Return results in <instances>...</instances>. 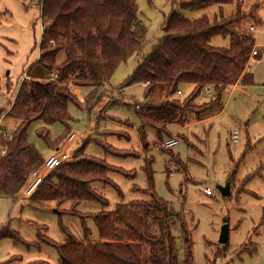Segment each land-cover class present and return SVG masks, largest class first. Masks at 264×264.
<instances>
[{"label": "trees", "instance_id": "16d2710c", "mask_svg": "<svg viewBox=\"0 0 264 264\" xmlns=\"http://www.w3.org/2000/svg\"><path fill=\"white\" fill-rule=\"evenodd\" d=\"M40 3L44 28L35 67H40L45 77L31 76L29 70L31 80L21 82L14 104L5 115L16 120L17 126L9 137L0 138V147L6 150L5 155H0V196H18L32 173L46 160L29 142L30 127L42 122L44 126L38 129L37 136L56 151L72 133L71 106L92 112L102 99L113 98L114 92L125 98L128 88L146 84L144 99L135 103V109L140 122L138 136L143 148L148 149V129L156 132L159 142L172 138V126L186 128L192 124L191 118L201 122L220 114L225 108V97L234 87L254 84L248 69L257 48L253 29L262 25L259 4L244 10L241 0H180L177 4L182 10L214 5L235 8L229 18L213 22L206 16L189 20L173 9L165 18L163 37L143 56L148 28L139 21L137 0H41ZM173 4L176 5V0ZM217 36L229 38V47L212 46L211 41ZM61 54L65 56L62 63ZM136 54L141 55V61L135 71L120 88H111L117 68ZM52 73L58 76L55 82L50 81ZM186 85L192 91L181 100L178 93ZM72 87L92 91L81 101ZM206 92L213 93L211 100L198 104L197 100ZM117 104L116 99L104 109ZM56 123L63 124L67 132L53 139L48 126ZM98 143L106 153L116 157L141 156L102 141ZM87 144L88 141L74 150L70 160L57 168L29 198L33 206L54 204L60 215L80 218L86 240H78L61 224L68 237L65 242H56L43 234L39 235V242L56 250L59 264H193L192 246L183 225L187 245L184 261L178 256L171 232L178 214L165 201L153 196L151 201L119 204L113 211L108 210V200L93 185L112 186L122 196L108 174L116 172L130 178L135 172L88 156ZM152 161L146 159L145 167L150 192L154 188ZM67 203L70 208L63 209ZM83 203L99 204L102 210L81 213L78 208ZM87 219L94 221L98 240H88L91 231ZM153 228L157 234L151 233ZM5 239L27 243L10 226L0 229V241ZM146 246L148 256L144 255Z\"/></svg>", "mask_w": 264, "mask_h": 264}, {"label": "rangeland", "instance_id": "374dc122", "mask_svg": "<svg viewBox=\"0 0 264 264\" xmlns=\"http://www.w3.org/2000/svg\"><path fill=\"white\" fill-rule=\"evenodd\" d=\"M173 1L137 0L139 21L148 28L143 56H147L163 37L165 18L173 9L189 20L206 16L213 22L229 18L235 8L234 5L221 8L214 5L199 10H182L177 4L180 0H176V5ZM241 1L244 10L254 4L260 6L262 25L253 33L259 56L252 57L248 69L254 77V84L229 93L222 114L201 122L191 118L192 124L183 133L178 132L182 129L179 126H172L170 132L179 143L171 151L157 149L160 142L151 129L147 130L149 147L143 148L137 133L140 122L135 109V103L144 99L145 89L140 85L128 88L125 98L114 92L113 98L102 99L92 112L70 107L74 118L69 125L70 131L81 136L72 151L88 141V156L124 171L135 172L130 178L116 172L108 174L122 196L112 186L93 185L108 200V210L113 211L119 204L151 201L153 196L165 201L178 214V220L171 228L178 256L184 261L187 245L183 225L192 246L193 264H264V0ZM40 2L0 0V119L11 110L23 76L29 70H32L31 76L45 77V72L35 67L44 28ZM211 45L228 48L230 40L217 36ZM64 60L65 56L61 54L59 62ZM140 61L141 55L136 54L122 63L112 78L111 88H120ZM72 89L81 101L92 91L80 87ZM181 91L182 98H179L183 100L191 93L192 87L183 86ZM212 95L211 92L204 93L197 100L198 104L208 102ZM116 99L119 104L106 111L107 104ZM99 116L102 120L98 119ZM16 125L17 121L10 117L0 122V127L8 133H12ZM43 126L42 122H35L28 131V139L46 158L50 148L37 136L38 129ZM48 128L53 139L67 132L60 123ZM235 132H238V143L233 140ZM101 141L121 151L138 152L141 156L116 157L106 153L98 143ZM146 159L153 160L154 188L151 192L145 171ZM229 183L231 194L224 196L220 187ZM206 190L212 195H207ZM70 206L67 203L62 208L69 209ZM78 210L98 213L102 207L96 203H83ZM56 211L54 204L33 206L22 195L15 198L0 196V229L10 226L27 242L0 241V264H59L56 250L41 244L38 239L43 234L56 242H65L68 237L62 232L61 224L78 240H86L80 218L60 215ZM87 226L91 231L88 240H98L92 219H87ZM151 233L157 234V230L153 228ZM148 253L146 246L144 255L148 256Z\"/></svg>", "mask_w": 264, "mask_h": 264}, {"label": "built area", "instance_id": "2783aa9c", "mask_svg": "<svg viewBox=\"0 0 264 264\" xmlns=\"http://www.w3.org/2000/svg\"><path fill=\"white\" fill-rule=\"evenodd\" d=\"M254 30V29H253ZM259 51L255 50L252 53V56H257ZM39 51V56H40ZM58 76L55 73H52L50 75V81H57ZM30 77L28 75H24L22 82L30 81ZM178 95L182 97V93L179 92ZM3 136L4 138L9 137V133H7L5 130H3L0 127V138ZM81 140V136L75 133H71L64 142L59 146V148L51 155L49 156L43 164L35 170L28 181L26 182L25 186L23 187L21 191V195L24 198H31L33 197L41 187V185L54 173V171L59 168L64 163L68 162L71 158V155L73 153V147L79 143ZM234 142H238V132H235L233 135ZM179 141L176 137H172L169 139H166L162 142H160L157 146L158 150H171L175 148L178 145ZM6 150L2 149L0 147V155H5ZM205 193L207 195H212L210 190H206Z\"/></svg>", "mask_w": 264, "mask_h": 264}, {"label": "crops", "instance_id": "0c3cea01", "mask_svg": "<svg viewBox=\"0 0 264 264\" xmlns=\"http://www.w3.org/2000/svg\"><path fill=\"white\" fill-rule=\"evenodd\" d=\"M259 56V55H258ZM253 57V56H252ZM256 57V56H255ZM139 86V85H138ZM140 86H142L143 88H145L146 87V84H142V85H140ZM132 88V87H131ZM241 88V86H239V85H237L236 87H234V89H232L231 90V93H233L234 91H237V90H239ZM182 92V91H181ZM225 109V108H224ZM224 111V110H223ZM223 111L220 113V114H222L223 113ZM220 114H217V115H215V116H213V117H216V116H218V115H220ZM213 117H211V118H213ZM6 118V116H4V117H1V119H0V122H2L4 119ZM208 119H210V118H208ZM208 119H206V120H208ZM205 121V120H204ZM17 126V125H16ZM186 128H182L181 130H179L178 132L180 133H183V131L185 130ZM138 133V132H137ZM236 143H238V142H236ZM55 151H53V150H51L50 149V152H49V154H48V156L45 158V159H47L49 156H51L53 153H54ZM230 185H231V183H229ZM19 195H21V193L19 194Z\"/></svg>", "mask_w": 264, "mask_h": 264}, {"label": "water", "instance_id": "95a60500", "mask_svg": "<svg viewBox=\"0 0 264 264\" xmlns=\"http://www.w3.org/2000/svg\"><path fill=\"white\" fill-rule=\"evenodd\" d=\"M231 185L227 184L225 187H220V191L224 196H229L231 194L230 192ZM59 213L58 211H56Z\"/></svg>", "mask_w": 264, "mask_h": 264}]
</instances>
